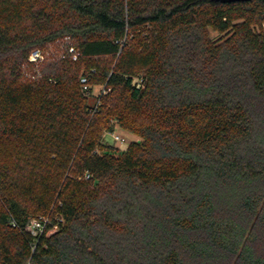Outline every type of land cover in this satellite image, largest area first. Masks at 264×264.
<instances>
[{
	"label": "trees",
	"instance_id": "16d2710c",
	"mask_svg": "<svg viewBox=\"0 0 264 264\" xmlns=\"http://www.w3.org/2000/svg\"><path fill=\"white\" fill-rule=\"evenodd\" d=\"M262 21L264 0H0V264H264Z\"/></svg>",
	"mask_w": 264,
	"mask_h": 264
},
{
	"label": "built area",
	"instance_id": "2783aa9c",
	"mask_svg": "<svg viewBox=\"0 0 264 264\" xmlns=\"http://www.w3.org/2000/svg\"><path fill=\"white\" fill-rule=\"evenodd\" d=\"M70 52H73V57L76 59L78 57V51L72 46L69 49ZM44 59V53L41 49H35L32 51L29 60L30 61H39ZM87 78L83 77L82 78V82H84V89H88L89 86L86 83ZM133 82L138 86H142L143 85V79L139 78V77H135ZM100 104V100L97 102V104L95 105L94 109ZM93 109V110H94ZM113 137L116 140H120V141H125V137L121 136L119 133H117L115 130L111 131ZM98 150V149H97ZM90 174L87 173L86 177H89ZM63 220V216L62 215H55L52 217V214H40L36 217H33L30 219V221L27 224V230L34 235L35 237H39L40 235L46 233H52L55 228L58 227V222ZM25 264H32L31 261H27Z\"/></svg>",
	"mask_w": 264,
	"mask_h": 264
},
{
	"label": "rangeland",
	"instance_id": "374dc122",
	"mask_svg": "<svg viewBox=\"0 0 264 264\" xmlns=\"http://www.w3.org/2000/svg\"><path fill=\"white\" fill-rule=\"evenodd\" d=\"M254 28L257 31H260V32L264 33V21L255 24ZM217 34H218L217 32H212L213 36H216ZM33 62H37V61H33ZM104 91H105L104 90V85H101V84L93 85L92 92L88 95L91 104L96 105L97 102L99 101L100 94L102 92H104ZM115 131L117 133H119L121 136H124L126 140L125 141L116 140L113 137V135H112L110 130L105 132L104 138H103L104 144L106 146L109 145L115 153H120L122 150L126 149L128 147V145H129V143L133 139L137 138L135 134H132V133L128 132L127 130H124V129L120 128L118 125L115 127ZM54 213L55 212H53L52 217L57 215V214H54ZM55 230H57V228H55Z\"/></svg>",
	"mask_w": 264,
	"mask_h": 264
}]
</instances>
